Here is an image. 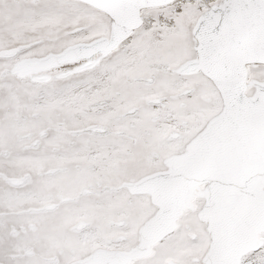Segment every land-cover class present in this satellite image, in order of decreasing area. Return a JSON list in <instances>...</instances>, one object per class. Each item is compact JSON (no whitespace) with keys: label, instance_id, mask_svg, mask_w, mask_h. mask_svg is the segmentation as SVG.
<instances>
[{"label":"snow or ice","instance_id":"snow-or-ice-1","mask_svg":"<svg viewBox=\"0 0 264 264\" xmlns=\"http://www.w3.org/2000/svg\"><path fill=\"white\" fill-rule=\"evenodd\" d=\"M0 264H264V0H0Z\"/></svg>","mask_w":264,"mask_h":264}]
</instances>
